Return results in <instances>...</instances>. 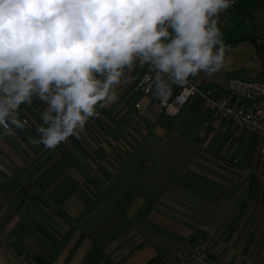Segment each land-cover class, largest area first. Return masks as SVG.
Instances as JSON below:
<instances>
[{"label":"crops","instance_id":"1","mask_svg":"<svg viewBox=\"0 0 264 264\" xmlns=\"http://www.w3.org/2000/svg\"><path fill=\"white\" fill-rule=\"evenodd\" d=\"M132 100L147 110L136 126L130 112L119 128L105 118L55 149L29 142L46 107L36 98L20 106L23 129L0 130V264H180L198 247L264 264L261 144L199 99L176 119L137 89Z\"/></svg>","mask_w":264,"mask_h":264},{"label":"clouds","instance_id":"2","mask_svg":"<svg viewBox=\"0 0 264 264\" xmlns=\"http://www.w3.org/2000/svg\"><path fill=\"white\" fill-rule=\"evenodd\" d=\"M234 3L0 0V125L9 135V119L23 129L16 113L36 98L46 107L29 142L55 149L99 115V102L118 100L113 86L134 62L156 70L155 93L166 98L172 85L222 65L217 22Z\"/></svg>","mask_w":264,"mask_h":264},{"label":"built area","instance_id":"3","mask_svg":"<svg viewBox=\"0 0 264 264\" xmlns=\"http://www.w3.org/2000/svg\"><path fill=\"white\" fill-rule=\"evenodd\" d=\"M242 0H235V3L226 11L219 14V19L229 15ZM212 19H216L213 17ZM172 29L169 28L170 34ZM171 36V35H170ZM166 74H161L164 77ZM156 70L150 68L147 64L140 66L134 62L132 66H126L122 70L121 82L114 85L113 88L127 89L132 83L139 93L155 102L163 115L168 119L180 117L186 105L199 99L201 107L211 114L213 118L223 123L242 129L252 135L262 146L264 154V84L246 83L239 80H232L227 85L228 96L219 94L211 88L202 86L196 77V74L190 76L182 84L172 85L171 92L166 98L159 97L155 93ZM141 115H145L147 110L137 105ZM23 124L27 120L21 115L19 108L15 116ZM12 128L11 119L6 121ZM0 130L5 131V126L0 125ZM180 264H222L215 260L207 251L196 248L190 254L186 255Z\"/></svg>","mask_w":264,"mask_h":264},{"label":"rangeland","instance_id":"4","mask_svg":"<svg viewBox=\"0 0 264 264\" xmlns=\"http://www.w3.org/2000/svg\"><path fill=\"white\" fill-rule=\"evenodd\" d=\"M247 1L254 3L261 2L260 4L263 9L252 12L247 18H238L235 22L232 21V16L230 17V15L218 19L217 26L223 32V41L225 40V35H230L234 38L253 36L258 39L259 43H264V0ZM261 65L264 66L254 46L249 42H244L238 45L225 46V60L222 65L214 72L201 71L196 74V77L204 75L207 78L225 82L227 85L232 80L264 84V80H262L264 79V71L260 70ZM113 89L118 92V100L110 103L106 101L99 102L96 106L99 115L95 116V119L90 117L85 126L96 124L97 127H102L106 118V121L110 122L114 128H119L124 126L121 123L120 117L127 112L133 115L134 120L126 121L124 124L136 126L135 124L143 121L145 115L139 113V110L136 108L137 105L133 106L135 100L129 102L130 95L136 90L135 84L129 86L127 89ZM223 95L228 96L226 94ZM253 139L257 141L254 137Z\"/></svg>","mask_w":264,"mask_h":264},{"label":"trees","instance_id":"5","mask_svg":"<svg viewBox=\"0 0 264 264\" xmlns=\"http://www.w3.org/2000/svg\"><path fill=\"white\" fill-rule=\"evenodd\" d=\"M260 3L261 2L254 3L252 1L242 0V2L233 11L229 13L230 17L232 16V21L235 22L238 20V18H247L252 12L263 9ZM169 38H171V36ZM224 39L225 46L238 45L244 42L251 43L259 54L260 59L264 65V43H259L258 39H256L255 37L240 36L238 38H234L230 35H225Z\"/></svg>","mask_w":264,"mask_h":264}]
</instances>
